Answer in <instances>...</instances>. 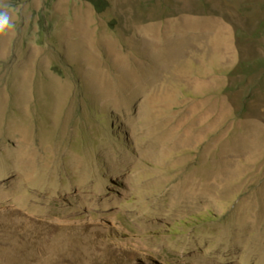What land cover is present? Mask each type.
<instances>
[{
	"label": "rangeland",
	"instance_id": "1",
	"mask_svg": "<svg viewBox=\"0 0 264 264\" xmlns=\"http://www.w3.org/2000/svg\"><path fill=\"white\" fill-rule=\"evenodd\" d=\"M0 0V264H264V0Z\"/></svg>",
	"mask_w": 264,
	"mask_h": 264
},
{
	"label": "clouds",
	"instance_id": "2",
	"mask_svg": "<svg viewBox=\"0 0 264 264\" xmlns=\"http://www.w3.org/2000/svg\"><path fill=\"white\" fill-rule=\"evenodd\" d=\"M7 7L5 4H0V35L5 34L13 26Z\"/></svg>",
	"mask_w": 264,
	"mask_h": 264
},
{
	"label": "trees",
	"instance_id": "3",
	"mask_svg": "<svg viewBox=\"0 0 264 264\" xmlns=\"http://www.w3.org/2000/svg\"><path fill=\"white\" fill-rule=\"evenodd\" d=\"M87 1L97 13H100L104 10L106 4L104 0H85Z\"/></svg>",
	"mask_w": 264,
	"mask_h": 264
}]
</instances>
